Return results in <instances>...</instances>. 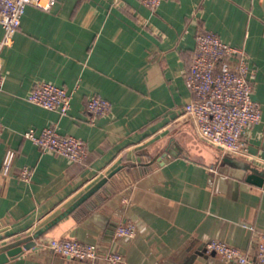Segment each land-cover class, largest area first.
I'll return each mask as SVG.
<instances>
[{"label": "crops", "instance_id": "crops-1", "mask_svg": "<svg viewBox=\"0 0 264 264\" xmlns=\"http://www.w3.org/2000/svg\"><path fill=\"white\" fill-rule=\"evenodd\" d=\"M200 30L243 47L254 71L260 120L246 130L247 156L201 140L180 113L193 97L184 72ZM2 56L0 164L7 148L17 155L0 193V249L35 243L1 264H93L42 247L49 238L94 243L128 264H231L205 251L209 239L254 258L264 232V0H162L154 10L140 0L27 5ZM39 81L71 90L67 114L27 100ZM93 94L110 101L108 112H87ZM49 125L85 141L83 163L22 135ZM23 166L33 169L29 181L18 177ZM126 222L132 237L114 231Z\"/></svg>", "mask_w": 264, "mask_h": 264}, {"label": "built area", "instance_id": "built-area-1", "mask_svg": "<svg viewBox=\"0 0 264 264\" xmlns=\"http://www.w3.org/2000/svg\"><path fill=\"white\" fill-rule=\"evenodd\" d=\"M55 0H0V87L3 83L4 48L11 46L13 36L19 29L21 16L27 5L48 10ZM162 0H140L154 10ZM116 2V0H113ZM254 71L249 64L243 47L231 45L220 39L210 30H200L194 36V53L184 72V79L193 97L183 104L180 113L190 118L197 136L222 152L234 156H247L246 130L260 120V106L252 96ZM72 97L71 90L47 81L37 82L27 95V100L61 115L67 114ZM110 101L93 94L86 101V110L91 116L105 114L110 109ZM3 124L0 121V138ZM23 137L30 139L41 151L62 155L73 162L83 163L87 157L84 140L71 134H62L55 126L43 127L38 132L27 129ZM17 152L7 148L0 164V193H5L14 175L13 166ZM33 169L23 166L18 177L29 181ZM132 222L118 223L115 233L118 236L132 237L135 234ZM41 246L54 253L80 260L101 258L108 264H128L117 251L100 253L94 243L76 239L49 238ZM206 252L218 255L231 264H264V232L257 240L254 258L249 257L243 248L219 239L204 242Z\"/></svg>", "mask_w": 264, "mask_h": 264}, {"label": "water", "instance_id": "water-1", "mask_svg": "<svg viewBox=\"0 0 264 264\" xmlns=\"http://www.w3.org/2000/svg\"><path fill=\"white\" fill-rule=\"evenodd\" d=\"M113 173V172H112ZM112 173L108 174L109 177ZM105 181V178L101 179L94 187H92L82 198H85L90 192H93L95 189L98 188ZM249 181L256 185H261L263 182V177L257 174H252L249 178ZM34 241L30 240V242H21L15 245L3 246L0 249V264L8 260V258L14 257L17 254L21 253L23 249L30 248L34 246Z\"/></svg>", "mask_w": 264, "mask_h": 264}]
</instances>
